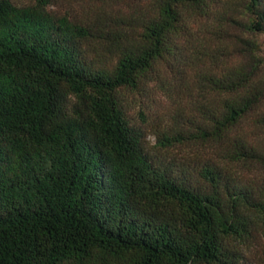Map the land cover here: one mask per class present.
<instances>
[{
	"label": "trees",
	"instance_id": "1",
	"mask_svg": "<svg viewBox=\"0 0 264 264\" xmlns=\"http://www.w3.org/2000/svg\"><path fill=\"white\" fill-rule=\"evenodd\" d=\"M0 264H264V0H0Z\"/></svg>",
	"mask_w": 264,
	"mask_h": 264
},
{
	"label": "rangeland",
	"instance_id": "2",
	"mask_svg": "<svg viewBox=\"0 0 264 264\" xmlns=\"http://www.w3.org/2000/svg\"><path fill=\"white\" fill-rule=\"evenodd\" d=\"M23 0H17V2H22ZM165 95V93H164ZM158 101V102H156ZM175 99L168 97L167 95L156 96L155 100L151 102L153 104V109L151 111L152 118L154 121L159 119H169V111H171V106H175ZM177 102V101H176Z\"/></svg>",
	"mask_w": 264,
	"mask_h": 264
}]
</instances>
